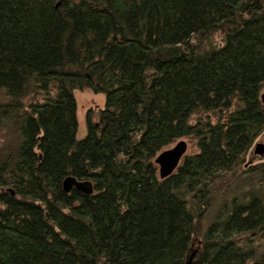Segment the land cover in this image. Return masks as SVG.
Segmentation results:
<instances>
[{
    "label": "trees",
    "instance_id": "obj_1",
    "mask_svg": "<svg viewBox=\"0 0 264 264\" xmlns=\"http://www.w3.org/2000/svg\"><path fill=\"white\" fill-rule=\"evenodd\" d=\"M82 88L104 101L76 137ZM263 89L264 0H0V264H264L253 189H220L202 222L264 131Z\"/></svg>",
    "mask_w": 264,
    "mask_h": 264
},
{
    "label": "rangeland",
    "instance_id": "obj_2",
    "mask_svg": "<svg viewBox=\"0 0 264 264\" xmlns=\"http://www.w3.org/2000/svg\"><path fill=\"white\" fill-rule=\"evenodd\" d=\"M73 95L75 101V117L77 123L76 137H81L85 132L86 110L88 108L93 110L102 107L104 101V94L102 92H92L90 89L82 88V89L73 90ZM194 117L195 115L192 114L190 121H193ZM15 139H16V131L12 123H7L6 125L0 126L1 151L3 147H5V144H8V146L9 144H14ZM183 139L182 141L185 144L183 151L184 153H189L196 149L195 141L193 138L184 137ZM176 142L169 143L168 145H166V148L173 146ZM254 142H259V143L264 142V131L254 139L249 150L246 153H244V155L242 156L241 160L238 162L236 167H233L230 171L223 173L218 178L214 179L213 186L210 188L209 191L210 195L208 196L210 208L208 212H206V214L203 216V220H202L203 223L209 220L211 214L213 213L212 211L215 209L217 203L219 202L220 195L223 193V191H221L220 189L222 188L224 189L225 187H227V185L232 187L231 189L228 190V193H230V191H232L231 193H234V191H236L234 189H237L238 192H241V194H243L245 193L244 191L251 188L260 195L262 201L264 202V172H263L264 170L261 171L258 167L260 163H262L263 164L262 166H264V153H262L261 151L252 152V146ZM181 157L182 155L180 156L178 162L180 161ZM251 164L258 166H256L255 169H253L252 171L249 170L248 174L245 175L244 177H239L240 175L238 174L240 173L239 169L241 168L247 169ZM216 187L218 188V190H220L219 192L216 190ZM224 194L221 197H223ZM195 240L196 242H199V236L196 234L192 236V242H191L192 250H195L197 246V243H194Z\"/></svg>",
    "mask_w": 264,
    "mask_h": 264
},
{
    "label": "water",
    "instance_id": "obj_3",
    "mask_svg": "<svg viewBox=\"0 0 264 264\" xmlns=\"http://www.w3.org/2000/svg\"><path fill=\"white\" fill-rule=\"evenodd\" d=\"M261 99L264 101V92L261 93ZM185 144L182 140H178L173 146L164 148L159 151L154 157V162L157 164L158 174L164 176L170 173L178 164V160L184 151ZM253 152L261 151L264 153V142H254L252 147ZM62 189L69 190L74 187L82 192H90L92 187L87 179H77L72 175H66L61 181ZM193 252H191L192 254ZM185 264H191L190 258H187Z\"/></svg>",
    "mask_w": 264,
    "mask_h": 264
},
{
    "label": "bare ground",
    "instance_id": "obj_4",
    "mask_svg": "<svg viewBox=\"0 0 264 264\" xmlns=\"http://www.w3.org/2000/svg\"><path fill=\"white\" fill-rule=\"evenodd\" d=\"M184 153V152H183ZM232 195V194H231Z\"/></svg>",
    "mask_w": 264,
    "mask_h": 264
},
{
    "label": "flooded vegetation",
    "instance_id": "obj_5",
    "mask_svg": "<svg viewBox=\"0 0 264 264\" xmlns=\"http://www.w3.org/2000/svg\"><path fill=\"white\" fill-rule=\"evenodd\" d=\"M252 152H253V150H252Z\"/></svg>",
    "mask_w": 264,
    "mask_h": 264
}]
</instances>
